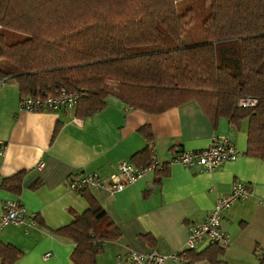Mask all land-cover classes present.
Here are the masks:
<instances>
[{
  "label": "trees",
  "instance_id": "16d2710c",
  "mask_svg": "<svg viewBox=\"0 0 264 264\" xmlns=\"http://www.w3.org/2000/svg\"><path fill=\"white\" fill-rule=\"evenodd\" d=\"M178 1L0 0V77L14 80L20 96L76 91L79 118L100 111L107 95L152 113L195 100L213 122L245 123V154L264 160V0H205V40L184 45L179 40L191 18L189 9L177 14ZM246 96L256 103L236 105ZM140 132L151 142L148 127ZM149 147L131 161L145 164ZM24 174L4 178L2 186L17 193ZM81 193L87 210L54 233L75 243L76 264H97L102 241L121 233L97 201ZM221 253L208 246L185 251L181 261L222 264ZM0 255L1 264H11L19 251L0 243ZM258 260L264 264V251Z\"/></svg>",
  "mask_w": 264,
  "mask_h": 264
},
{
  "label": "crops",
  "instance_id": "0c3cea01",
  "mask_svg": "<svg viewBox=\"0 0 264 264\" xmlns=\"http://www.w3.org/2000/svg\"><path fill=\"white\" fill-rule=\"evenodd\" d=\"M19 98L14 80L0 85V142L5 145L0 154V217L7 199H17L28 216L35 215L32 226L0 222V243L19 251L11 264H76L75 243L54 233L89 206L82 193L68 188V179L97 172L106 180L121 161H131L147 145L148 161L131 162L141 166L155 159L166 164L164 170H150L114 193L106 188L86 189L121 233L115 240L102 241L96 263L116 264L130 251L155 249L170 254L183 249L187 227L204 220L215 201L238 181L249 187L250 194L223 214L221 227L230 243L218 259L222 264H259L264 251V160L245 154V123L236 128L226 118L213 122L195 100L152 113L107 95L100 111L79 118L74 110L21 111ZM142 127L151 131V142L141 134ZM214 134L232 139L240 153L235 160L214 171L172 161L176 149H203ZM21 171L25 174L17 193L2 186L4 178ZM206 248L202 245L197 252ZM45 254L49 256L44 258ZM192 264L212 263L201 259Z\"/></svg>",
  "mask_w": 264,
  "mask_h": 264
},
{
  "label": "built area",
  "instance_id": "2783aa9c",
  "mask_svg": "<svg viewBox=\"0 0 264 264\" xmlns=\"http://www.w3.org/2000/svg\"><path fill=\"white\" fill-rule=\"evenodd\" d=\"M7 76L0 77V85L7 81ZM79 99V93L60 88L52 94L20 96L18 109L27 112H44L73 110ZM256 99L253 97H240L236 100L238 106H253ZM5 150V145L0 142V154ZM239 155L232 139L227 135L214 134L207 147L197 150L176 149L172 161L185 167H198L202 171H214L225 162L235 160ZM166 164L155 159L146 165L136 166L129 160L121 161L114 173L104 180L97 172H82L72 175L67 182L68 188L76 193L86 189L106 188L110 193L123 190L126 186L143 177L150 170H164ZM250 194L249 187L242 182L235 181L230 191L219 197L206 218L190 224L187 227V239L184 248L170 254L159 253L155 249L146 252L130 251L125 259L116 264H165L167 260L181 261L184 252L198 250L202 245L214 246L226 250L230 240L221 227V220L225 211L231 205ZM3 213L0 217L2 225L9 223L35 225V215L28 216L26 208L17 199H7L2 205ZM49 254H45L44 258Z\"/></svg>",
  "mask_w": 264,
  "mask_h": 264
},
{
  "label": "rangeland",
  "instance_id": "374dc122",
  "mask_svg": "<svg viewBox=\"0 0 264 264\" xmlns=\"http://www.w3.org/2000/svg\"><path fill=\"white\" fill-rule=\"evenodd\" d=\"M186 9H189L191 20L184 28L179 44L203 42L205 40L204 20L209 13L207 2L205 0H179L175 5L177 14L185 13Z\"/></svg>",
  "mask_w": 264,
  "mask_h": 264
}]
</instances>
